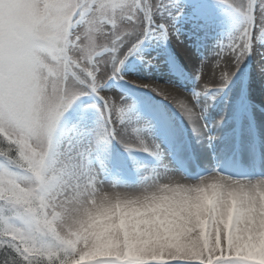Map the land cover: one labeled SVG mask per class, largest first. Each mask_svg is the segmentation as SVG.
I'll return each mask as SVG.
<instances>
[{
  "label": "snow or ice",
  "instance_id": "snow-or-ice-1",
  "mask_svg": "<svg viewBox=\"0 0 264 264\" xmlns=\"http://www.w3.org/2000/svg\"><path fill=\"white\" fill-rule=\"evenodd\" d=\"M186 7L0 0V264H264V150L248 147L245 176L222 174L239 159L235 146L212 152L201 171L174 117L125 88L167 100L194 143L214 147L209 94L230 89L264 47V0H208L199 10L206 27L213 7L236 23L194 69L191 105L125 73L131 57L151 67L143 52L167 51ZM209 61L220 69L213 87L200 85Z\"/></svg>",
  "mask_w": 264,
  "mask_h": 264
},
{
  "label": "bare ground",
  "instance_id": "bare-ground-1",
  "mask_svg": "<svg viewBox=\"0 0 264 264\" xmlns=\"http://www.w3.org/2000/svg\"><path fill=\"white\" fill-rule=\"evenodd\" d=\"M204 6L201 5L197 7H192L189 5L186 7L184 15L176 24L177 32L176 35L172 36V38L170 39L167 51L159 54L157 52V55H155V51L152 50H149L147 52V57L153 60V65L151 66V68L153 69V72L156 74V76L167 75V72H170L169 68L174 67L178 62L182 65H188L192 70H194L202 59L212 57V54L219 42H224L227 40L228 35L232 31L236 22L232 20L230 16L225 15V11L220 10V7H213L211 11L212 15L215 17L216 22L212 27H206L202 24L199 18V10ZM256 52L260 54V57H264V53H262L258 49ZM167 54L169 58L168 62H165V59L167 58H165V56ZM255 64L259 70H264V64ZM219 71L220 69L214 68L212 61L206 63L203 66V70L201 72L200 85H208L209 83L214 81V77L219 75ZM146 80L149 81L148 79ZM241 85L244 86L246 97L249 96L250 98L253 94L255 95V97H257L258 100L261 101L259 105H264V77L260 76L257 70L250 83L237 82V84L234 85L233 89L236 90L237 98L234 97L236 100V105L231 110L223 112L218 111V113H216L212 112L209 108L207 109L206 122L209 124L210 129L214 128V131L211 130V135H217L215 131L216 128L217 131L221 130V132H224L223 134H221L224 135L221 138H231L230 136L236 134L237 127H246V122L243 116H246L248 125L253 128L252 130H261L262 128H264V118L260 115H257V105L253 104L250 101L247 102L244 109L241 106L242 103L240 105L239 101L242 99ZM232 86L230 87L232 88ZM197 87L198 85L196 86V88ZM159 88L162 92L168 94L169 101L174 104L181 99L186 101L189 105L192 104V97L189 95L185 96L183 94H180L179 92L167 89L166 87ZM220 94H223L224 96ZM213 95H215L216 98L220 100L221 105L225 101L228 102V100L233 94H231L228 89L224 90L223 93H210L208 97L209 103H211L210 100ZM142 96L146 97L144 94ZM160 99L162 101H160L159 103L154 101L157 108H161V104L166 108L169 107V111L167 113L174 117L176 126L181 131L182 138H186L187 142L191 144L192 151L195 154H198V156H200V146L194 143V138L192 136L190 128L187 125V122L167 100H164L161 97ZM230 101L234 102L233 100ZM144 102L145 101H143L142 104ZM221 117L224 118V125L218 128L216 127V121L220 120ZM210 118H214L213 123L209 121ZM129 131L131 134V130ZM261 140L264 143V134L261 135ZM113 147L116 153L120 154L125 161L130 163V158L128 154L123 152V149L118 143L114 144ZM133 155L140 160L146 158L142 153H133ZM247 162L249 161L247 160ZM201 171H203V166H201ZM108 219L110 218H105L104 220L98 222L107 223ZM108 227H111V225L109 224Z\"/></svg>",
  "mask_w": 264,
  "mask_h": 264
},
{
  "label": "rangeland",
  "instance_id": "rangeland-1",
  "mask_svg": "<svg viewBox=\"0 0 264 264\" xmlns=\"http://www.w3.org/2000/svg\"><path fill=\"white\" fill-rule=\"evenodd\" d=\"M99 43L105 44V43H107V41L103 37H101V38H99ZM258 50L261 51V52H263L264 51V47H260V48H258ZM145 53H146V51L143 52V55H145ZM255 59L258 61L256 63H258V64H260V63L261 64H264V58L263 57H260V54L259 53L256 54V52H255V54L253 56L249 57V59L243 65L244 66V69L240 73H238L237 79L234 82L237 83L238 81H242V80H244L246 78L249 81V77L252 79L253 76L256 74V71L257 70L259 72V75L262 76V77H264V70H259L254 64L251 65V63H253V61ZM176 65H175L176 68H179L180 70L182 69V72H184V73L186 72V73L189 74L190 80L188 81V83H187V80L181 81L180 84L171 83L170 82V79H171V77L174 74H172L170 76H168V75H162V76L159 75V76H156V74L153 72V69H151V70L148 69V67H146L139 60H137L135 56L131 57L129 59V61L127 62L126 67H125V73L128 76V79L129 80H141L144 83L151 82V83L157 84V87H162V88L163 87H166L167 85H172V86L176 87L177 89H179L181 91H178V90H175V89H171V88H168V87H166V88L167 89H170V90H173V91H176V92H179L180 94H183V95L187 96L184 92H189V91L187 89H185L184 86L185 85H188L189 88H192V87L196 86V84H195L196 81L194 80V78L192 76L194 70H192L188 65H184V64L182 65L179 62L176 63ZM243 66H242V68H243ZM243 76H247V77L246 78H243ZM179 77L182 78V77H185V76H179ZM146 79H148L149 81H147ZM251 79H250V82H251ZM214 82H215V80L212 81L211 83H209L208 86H212V84H215ZM121 83H123V82H121ZM125 88L128 89L129 92L137 93V95H141V92H137V91L135 92V91H133L134 89L131 88L130 85H125ZM113 92H115V91L113 90ZM146 93L149 95L148 96L149 99H147L145 97H143V99L147 103L152 104L151 101H150V99L151 100H156V102L159 103L160 96L152 93L149 90ZM103 95H107V94L105 93ZM252 96L255 97V95H253V94H252ZM216 99H215V101H216ZM215 101H214V103H215ZM239 102H241V100ZM242 104L244 105V102ZM210 105H211V103H210ZM214 106H215V104H213V107L210 106L209 109L210 110H213L214 109L215 111H220V110H218L219 107L216 106L214 108ZM167 108H166L167 111H169V107H167ZM213 119L214 118H211L209 120L212 121ZM215 131H216V134H219L220 133V131H217L216 128H215Z\"/></svg>",
  "mask_w": 264,
  "mask_h": 264
}]
</instances>
